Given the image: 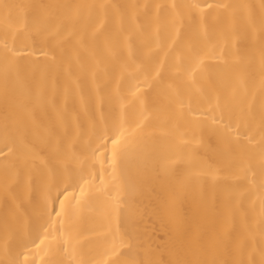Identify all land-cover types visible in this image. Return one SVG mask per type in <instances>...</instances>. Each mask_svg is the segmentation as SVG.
Listing matches in <instances>:
<instances>
[{"label":"bare ground","instance_id":"6f19581e","mask_svg":"<svg viewBox=\"0 0 264 264\" xmlns=\"http://www.w3.org/2000/svg\"><path fill=\"white\" fill-rule=\"evenodd\" d=\"M0 264H264V0H0Z\"/></svg>","mask_w":264,"mask_h":264}]
</instances>
